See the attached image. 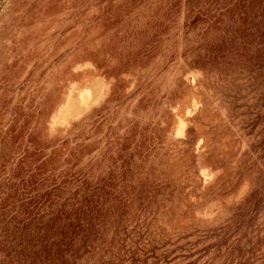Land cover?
I'll use <instances>...</instances> for the list:
<instances>
[{"label": "rangeland", "instance_id": "374dc122", "mask_svg": "<svg viewBox=\"0 0 264 264\" xmlns=\"http://www.w3.org/2000/svg\"><path fill=\"white\" fill-rule=\"evenodd\" d=\"M255 208L264 0H0V264H200Z\"/></svg>", "mask_w": 264, "mask_h": 264}, {"label": "trees", "instance_id": "16d2710c", "mask_svg": "<svg viewBox=\"0 0 264 264\" xmlns=\"http://www.w3.org/2000/svg\"><path fill=\"white\" fill-rule=\"evenodd\" d=\"M260 211L261 209H254L252 218L253 222L245 226V230L242 236L237 237L233 242L226 246L223 251L222 248L226 243V239L223 240V242L220 244L215 243V245H208L206 247L207 251L205 253L210 252V248H214L212 251V253L214 252V255H210V257L208 256V258L200 264H264V234L262 233V230H264V228H262V222H256V220H258ZM250 229L251 233H248V230ZM143 254V258H138L133 255V257L130 259L129 264H159L160 261H163V263L161 264H168L166 262V256L161 259L160 256L156 254L155 250H149L148 252H144ZM27 256L29 257V259L31 258V255ZM191 256L192 254L184 255V259L186 260L185 264H198L196 258L189 260V257ZM76 259L77 256L71 255L68 256L67 261L70 260L68 262L73 261L72 264H76ZM139 259H142L140 263ZM48 261L49 260H47L45 264H48ZM51 263L52 262H50V264ZM29 264H41V261L37 263V261L32 260Z\"/></svg>", "mask_w": 264, "mask_h": 264}]
</instances>
